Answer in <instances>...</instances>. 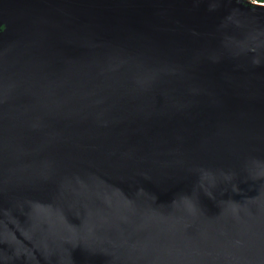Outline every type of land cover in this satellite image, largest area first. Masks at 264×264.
Wrapping results in <instances>:
<instances>
[{"label":"water","instance_id":"1","mask_svg":"<svg viewBox=\"0 0 264 264\" xmlns=\"http://www.w3.org/2000/svg\"><path fill=\"white\" fill-rule=\"evenodd\" d=\"M0 264H264V21L0 0Z\"/></svg>","mask_w":264,"mask_h":264},{"label":"bare ground","instance_id":"2","mask_svg":"<svg viewBox=\"0 0 264 264\" xmlns=\"http://www.w3.org/2000/svg\"><path fill=\"white\" fill-rule=\"evenodd\" d=\"M85 3H100L107 7H140L147 8L163 3L166 0H81ZM226 5L229 9L237 11L252 19L264 21V2L258 0H214ZM10 30L7 26L6 33ZM3 36V34H2Z\"/></svg>","mask_w":264,"mask_h":264},{"label":"trees","instance_id":"3","mask_svg":"<svg viewBox=\"0 0 264 264\" xmlns=\"http://www.w3.org/2000/svg\"><path fill=\"white\" fill-rule=\"evenodd\" d=\"M261 1H264V0H261Z\"/></svg>","mask_w":264,"mask_h":264},{"label":"flooded vegetation","instance_id":"4","mask_svg":"<svg viewBox=\"0 0 264 264\" xmlns=\"http://www.w3.org/2000/svg\"><path fill=\"white\" fill-rule=\"evenodd\" d=\"M264 2V1H263Z\"/></svg>","mask_w":264,"mask_h":264}]
</instances>
